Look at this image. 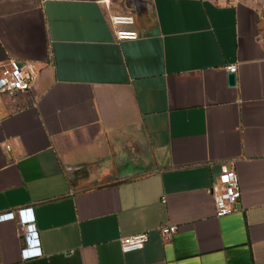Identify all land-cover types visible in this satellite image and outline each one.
<instances>
[{
	"label": "crops",
	"instance_id": "crops-1",
	"mask_svg": "<svg viewBox=\"0 0 264 264\" xmlns=\"http://www.w3.org/2000/svg\"><path fill=\"white\" fill-rule=\"evenodd\" d=\"M121 11L136 38L116 39ZM262 36L242 0H0V64L36 66L0 92V212L31 206L42 250L2 220L0 264H264ZM222 164L241 194L216 216Z\"/></svg>",
	"mask_w": 264,
	"mask_h": 264
},
{
	"label": "built area",
	"instance_id": "built-area-1",
	"mask_svg": "<svg viewBox=\"0 0 264 264\" xmlns=\"http://www.w3.org/2000/svg\"><path fill=\"white\" fill-rule=\"evenodd\" d=\"M260 19L264 25V0H260L258 5ZM118 18V19H114ZM130 18L131 23L128 22ZM109 20L114 29L117 40L125 38H136L137 30L133 27L135 17L133 13L127 11L112 12ZM264 37L262 36L261 39ZM236 63L230 62L226 65L228 72H235ZM36 66L32 61L20 62L10 58L7 62L0 64V92L10 94L28 90L34 79ZM10 148V144H6ZM213 196L215 214L222 216L235 210V205L241 194L239 178L232 165H221V170L210 186ZM6 219H16L18 231L23 234L24 246L21 249L23 258L41 255L40 239L34 223V216L31 206H23L16 209L0 212V221ZM158 231L163 239H169L176 231L177 226L173 223H164L158 226ZM149 238V231H141L134 234L119 237V244L122 251H130L142 248Z\"/></svg>",
	"mask_w": 264,
	"mask_h": 264
},
{
	"label": "water",
	"instance_id": "water-1",
	"mask_svg": "<svg viewBox=\"0 0 264 264\" xmlns=\"http://www.w3.org/2000/svg\"><path fill=\"white\" fill-rule=\"evenodd\" d=\"M228 78L230 83H234L235 82V72H228Z\"/></svg>",
	"mask_w": 264,
	"mask_h": 264
},
{
	"label": "rangeland",
	"instance_id": "rangeland-1",
	"mask_svg": "<svg viewBox=\"0 0 264 264\" xmlns=\"http://www.w3.org/2000/svg\"><path fill=\"white\" fill-rule=\"evenodd\" d=\"M242 1L250 2L252 4H256L257 6L259 5L260 2V0H242Z\"/></svg>",
	"mask_w": 264,
	"mask_h": 264
},
{
	"label": "clouds",
	"instance_id": "clouds-1",
	"mask_svg": "<svg viewBox=\"0 0 264 264\" xmlns=\"http://www.w3.org/2000/svg\"><path fill=\"white\" fill-rule=\"evenodd\" d=\"M101 2H103L104 4H108L109 0H101ZM114 19H118V18H114ZM128 22L131 23L130 18L128 19Z\"/></svg>",
	"mask_w": 264,
	"mask_h": 264
}]
</instances>
